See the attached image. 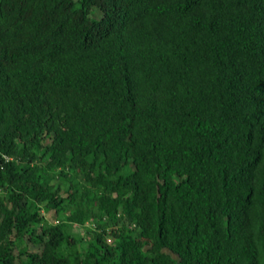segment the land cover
<instances>
[{
	"label": "trees",
	"instance_id": "obj_1",
	"mask_svg": "<svg viewBox=\"0 0 264 264\" xmlns=\"http://www.w3.org/2000/svg\"><path fill=\"white\" fill-rule=\"evenodd\" d=\"M0 151V264H264V0H0Z\"/></svg>",
	"mask_w": 264,
	"mask_h": 264
},
{
	"label": "rangeland",
	"instance_id": "obj_2",
	"mask_svg": "<svg viewBox=\"0 0 264 264\" xmlns=\"http://www.w3.org/2000/svg\"><path fill=\"white\" fill-rule=\"evenodd\" d=\"M45 215H46V218L51 221V222H54L55 220V213L54 211L52 212H45ZM92 228V224H85V225H82V226H78V225H75L73 227V232L74 233H78L80 236L82 237H87L89 236V231L91 230ZM28 240V238H27ZM28 245H30V251H33V250H38V247H35L32 245V241L31 240H28Z\"/></svg>",
	"mask_w": 264,
	"mask_h": 264
},
{
	"label": "clouds",
	"instance_id": "obj_3",
	"mask_svg": "<svg viewBox=\"0 0 264 264\" xmlns=\"http://www.w3.org/2000/svg\"><path fill=\"white\" fill-rule=\"evenodd\" d=\"M0 155H1V158H3L5 162H9L10 160H13V156L9 154H6L0 151ZM6 157H8V159Z\"/></svg>",
	"mask_w": 264,
	"mask_h": 264
},
{
	"label": "built area",
	"instance_id": "obj_4",
	"mask_svg": "<svg viewBox=\"0 0 264 264\" xmlns=\"http://www.w3.org/2000/svg\"><path fill=\"white\" fill-rule=\"evenodd\" d=\"M8 159V157H6Z\"/></svg>",
	"mask_w": 264,
	"mask_h": 264
}]
</instances>
